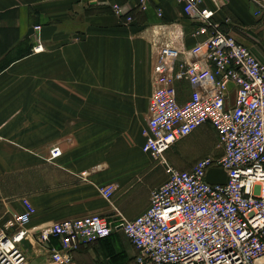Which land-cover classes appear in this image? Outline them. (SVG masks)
Here are the masks:
<instances>
[{
	"label": "crops",
	"instance_id": "crops-1",
	"mask_svg": "<svg viewBox=\"0 0 264 264\" xmlns=\"http://www.w3.org/2000/svg\"><path fill=\"white\" fill-rule=\"evenodd\" d=\"M171 1H160L165 19L175 10L181 14ZM204 6L215 12L212 20L221 31L264 64V13L256 14L254 2L219 0L216 6L206 0ZM160 22L151 7L127 26L88 0H0V224L24 211L23 198L32 204L31 232L20 244L29 264L49 259L34 228L93 214L113 223L131 220L165 181L164 172L151 188L145 186L148 174L161 166L142 151L155 45L163 41ZM31 27L33 34L26 36ZM185 43L193 40L186 36ZM38 44L42 50L34 52ZM203 127L212 128L197 130ZM197 130L165 152L170 165L189 170L203 158H171L179 146L195 141ZM54 145L62 153L49 161ZM109 183L117 186L111 201L99 193ZM121 234L77 254L108 259L122 251ZM51 244L58 247L57 241Z\"/></svg>",
	"mask_w": 264,
	"mask_h": 264
},
{
	"label": "built area",
	"instance_id": "built-area-1",
	"mask_svg": "<svg viewBox=\"0 0 264 264\" xmlns=\"http://www.w3.org/2000/svg\"><path fill=\"white\" fill-rule=\"evenodd\" d=\"M88 1L107 7L127 26L150 7L164 18L161 0ZM175 1L194 26L186 33L160 24L163 41L155 45L154 90L142 132V151L163 167L166 179L131 220L113 223L93 214L34 228L36 242L48 248L45 264H77L76 253L114 232L126 236L137 264H264V64L221 31L206 0ZM251 1L256 14L264 13ZM41 50L38 44L34 52ZM205 124L214 129L221 154L200 158L189 170L170 165L165 152ZM61 153L59 146L50 147L48 160ZM213 168L224 172V181L208 180ZM116 188L109 183L99 193L111 201ZM22 203L23 212L0 224V264H29L20 244L31 232L35 209L27 198Z\"/></svg>",
	"mask_w": 264,
	"mask_h": 264
},
{
	"label": "rangeland",
	"instance_id": "rangeland-1",
	"mask_svg": "<svg viewBox=\"0 0 264 264\" xmlns=\"http://www.w3.org/2000/svg\"><path fill=\"white\" fill-rule=\"evenodd\" d=\"M171 2L172 3L175 2V4L177 3L175 0H172ZM179 8H181V6ZM175 12L176 13H171L170 16H168L169 17L168 19L163 18L162 20H160L161 22L159 24H169L173 27L175 26L184 27L185 23L188 22L190 23L188 27L194 26V24L190 20L186 19L182 14L178 13L176 10ZM145 13H147V11ZM197 134L198 136L195 139V141L192 140L188 144L178 147L177 153L173 154V156L171 157L172 160L174 159L175 161L177 157H182L186 162H191L198 157H204V156L218 157L221 154L217 136L212 128H205V127L200 128L199 130H197ZM163 174H164L163 169L161 167H158L155 171L148 174L145 180L146 183L145 186L151 188L152 184L155 183L156 180H158V178H160ZM207 176L211 181L214 182H222L225 180V174L219 168H213L209 170L207 172ZM121 243H122V250L125 252L124 258L118 257V259H116L117 258L116 257L107 260L105 259V257L96 255L93 259H89L85 254L79 256L76 253L75 261L77 264H101V263H105L106 261H109V264H137L135 262V249L128 242L124 234H121ZM89 250L91 249H88L85 252ZM85 252L83 251L81 252V254Z\"/></svg>",
	"mask_w": 264,
	"mask_h": 264
},
{
	"label": "trees",
	"instance_id": "trees-1",
	"mask_svg": "<svg viewBox=\"0 0 264 264\" xmlns=\"http://www.w3.org/2000/svg\"><path fill=\"white\" fill-rule=\"evenodd\" d=\"M105 239H108V237L105 238ZM102 240H104V239H102ZM82 250H84V249H82ZM124 254H125V252L122 250L120 253L109 255L107 260H110V259H113V258H116V257H117L116 259H118V257L124 258ZM104 264H109V261H106Z\"/></svg>",
	"mask_w": 264,
	"mask_h": 264
},
{
	"label": "water",
	"instance_id": "water-1",
	"mask_svg": "<svg viewBox=\"0 0 264 264\" xmlns=\"http://www.w3.org/2000/svg\"><path fill=\"white\" fill-rule=\"evenodd\" d=\"M34 32V29L31 27L28 29L27 33H26V36H30L31 34H33Z\"/></svg>",
	"mask_w": 264,
	"mask_h": 264
}]
</instances>
